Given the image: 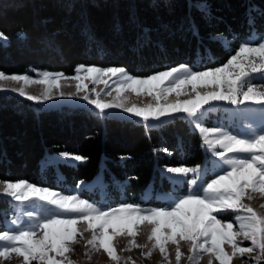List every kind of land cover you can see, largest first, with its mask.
Returning a JSON list of instances; mask_svg holds the SVG:
<instances>
[{"label": "trees", "instance_id": "1", "mask_svg": "<svg viewBox=\"0 0 264 264\" xmlns=\"http://www.w3.org/2000/svg\"><path fill=\"white\" fill-rule=\"evenodd\" d=\"M0 33L6 73H73L79 64L123 66L141 76L179 64L199 70L264 37V0H0ZM59 151L86 159L50 162ZM205 157L201 134L181 115L146 126L0 91L2 179L70 194L83 182L81 195L105 207L162 205L158 195L174 189L162 169Z\"/></svg>", "mask_w": 264, "mask_h": 264}, {"label": "snow or ice", "instance_id": "2", "mask_svg": "<svg viewBox=\"0 0 264 264\" xmlns=\"http://www.w3.org/2000/svg\"><path fill=\"white\" fill-rule=\"evenodd\" d=\"M0 39H6L5 34L0 33ZM74 73L66 76L63 72L43 71L32 77L0 71V82L21 83V87L11 89L0 83V90L15 91L29 100L42 102L51 99L53 89L60 90L62 82L75 81V92L60 90L59 96H80L102 115L110 109H120L146 122L178 114L196 119L214 101L234 106L248 101L264 104V84L252 82L254 75L264 79V37L258 42H243L226 62L201 71L180 64L140 76L123 67L81 64ZM33 84L43 86L41 94L26 91ZM89 84L93 87L89 88ZM99 84L104 88L97 91L95 85ZM102 93L111 99H103ZM129 93L151 97V102L132 103ZM173 95L175 98L170 99ZM195 126L226 167L206 184H198L194 177L188 181L187 193L166 207L145 208L133 203L104 207L79 194L66 195L27 180H0V194L10 196L21 206L41 202L39 208L23 213L26 221L13 220L15 228L0 230V264L13 259L19 264H78L70 254L81 239L85 241V256L89 259L90 251L102 250L113 264H121L122 260L124 264L129 261L135 264L132 257L118 253L116 244L121 238L127 239L121 252L141 249L145 250L141 255L150 258L158 250L163 258L161 264H173L170 246L175 249V264H181L182 243L188 245L189 264H198L204 254L209 256L208 264H213V260L232 264L237 255L245 254L260 264L264 261V203L257 208L252 202L257 194L264 200V128L240 136L199 122ZM59 155L67 160L86 159L67 152ZM199 170V166L166 169L183 176ZM225 211L236 213L235 223L232 219L218 218ZM145 230L146 241L139 243L137 237ZM85 233H91L90 238ZM245 241L249 246H243Z\"/></svg>", "mask_w": 264, "mask_h": 264}, {"label": "rangeland", "instance_id": "3", "mask_svg": "<svg viewBox=\"0 0 264 264\" xmlns=\"http://www.w3.org/2000/svg\"><path fill=\"white\" fill-rule=\"evenodd\" d=\"M257 37H252L250 41L253 42H258L259 40H256ZM235 54V53H234ZM81 65V64H79ZM86 65V64H83ZM180 65V64H179ZM188 65V64H187ZM86 66H92V65H86ZM101 68H106V67H123V66H99L95 65ZM178 66V65H176ZM220 66V65H219ZM175 67V66H173ZM189 67L192 68L194 71H201L205 70L204 69H194L191 65ZM218 67V66H215ZM125 68L130 74H133L130 72L126 67ZM208 68H213V67H208ZM168 69V68H167ZM166 70V69H164ZM1 71V70H0ZM43 71H48L50 73H57V72H63V71H52L48 69H43V68H30L27 71L24 72H16V73H6V74H27L32 77H36L38 72H43ZM66 76H72L75 73H66L63 72ZM135 75V74H133ZM141 76V75H140ZM146 76V75H142ZM253 83L256 84H264V79H261L258 75H254L252 79ZM5 85L6 88H19L21 87V83H17L14 81H3L0 82ZM62 88L60 90L64 92H75V81H64L62 82ZM93 87L92 84H89V88ZM97 91L100 89L104 88L103 84L95 85ZM53 89V96L51 99L47 101H42V102H35L37 104H40L41 106H47V107H53V106H77V105H82L87 107L93 112H96L98 114L99 111L94 108V106L88 104L86 101L82 100L80 96L76 97H68L64 96L61 97L59 96V91ZM1 92L8 93V94H14L17 96H20L24 99H27L25 96L19 95L15 91H5V90H0ZM26 91L32 95H39L43 91V86L38 85V84H33L29 86ZM190 91V89H188ZM82 95V94H81ZM114 95V93H113ZM129 99L130 102L132 103H137L140 105L146 104L151 102V97H148L146 95H141L137 97L136 95L129 93ZM102 98L103 99H111V97L104 96L102 93ZM173 97H170V99H174ZM29 100V99H28ZM103 118L106 116H112V117H119V118H126V119H133L136 122L143 123L146 126H159L163 122H167L170 119H173L176 115L174 116H167L161 120H153L150 119L149 121H144L140 117H136L134 115H130L123 110L120 109H110L108 110V113L105 115L100 114ZM181 116L186 117L189 122L191 123L192 127L199 132V130L196 128V123L199 122L203 126L208 127V128H213V127H219V128H224L233 134L240 135V136H248L250 135L253 131H258L262 128H264V104L261 103H256L252 101L245 102L244 104H241L239 106H234L228 102L225 101H214L211 104L205 106V110L203 113L196 119H190L184 114H178ZM200 133V132H199ZM201 134V133H200ZM202 136V134H201ZM203 140V145L205 149V161L200 164V165H195V166H186V165H179V166H170V167H164L162 171L171 179L173 183L174 189L170 191H165L159 194V198H162L165 203L162 205H158L157 203L154 204H140L145 208L148 207H166L169 206L176 198H178L181 195H184L187 193L189 184L188 181L196 177L198 179V184H206L208 181L214 178L215 175L220 174L222 169L226 167L223 165L222 161H220L211 151V149L208 148V146L205 144L204 139ZM63 153V151L55 152L53 154H50L49 156V161L54 162L55 164L58 165V162L61 160H67L63 157H61L59 154ZM69 153V152H67ZM73 154V153H70ZM74 160V159H73ZM196 167L199 166L200 170L198 173L193 174L190 173L187 176L183 175H177L170 173L166 171L167 168L171 167ZM0 180H4L0 178ZM8 180V179H7ZM21 180V179H20ZM25 180V179H23ZM11 181H17V180H11ZM28 181V180H27ZM30 182V181H29ZM32 183V182H30ZM36 184V183H34ZM38 186H42L37 184ZM82 185L80 186V189L72 194H79L83 199L96 202L102 206H104L102 200H95V199H88L85 198L81 195V188ZM42 187H47V186H42ZM51 188V187H47ZM56 191L61 192L59 189L52 188ZM63 193V192H62ZM66 195H71L70 193H64ZM254 207L259 208V206L264 203V200H262L259 197V194H257L256 199L252 202ZM41 206V202L37 201L35 204L32 205H25L21 206L17 201L12 199L10 196L2 195L0 194V209L2 211L3 216H0V230H8V229H13L16 226L12 223L13 220L16 219H23L27 220V217L23 215L24 212L27 211H33ZM117 206V205H115ZM115 206H110V207H115ZM105 207V206H104ZM236 213L233 211H225L219 214L218 218L221 220H228L232 219L234 221ZM146 233L147 230H145L144 234H141L137 237V240L139 243H144L146 241ZM91 233H85L86 237L90 238ZM127 246V239L126 238H121L118 240L116 247L118 250V253L122 257H132V259L135 261V264H161L163 258L161 254L159 253L158 250L154 251L151 255L150 258H145L144 256L141 255L142 251L141 249H133L131 251H120L121 249H124ZM243 246L247 247L249 246V242L245 241ZM182 251L184 252V257H182L181 264H189V261L187 260V256L189 255L188 253V245L187 244H181ZM226 250L231 252V248L229 246H226ZM85 241L83 239L80 240L78 244L74 246V252L71 253V259L74 261L78 262V264H113V261L110 260V258L104 253L102 250L99 252L96 251H90V259L85 256ZM170 251V258L175 264V249L174 246H170L169 248ZM252 256L255 255V253L251 254ZM208 259L209 256L208 254H204L201 259H199L198 264H208ZM5 264H19V262L15 259H13L10 262H5ZM121 264H124L123 260L121 261ZM128 264H131V261L128 262ZM213 264H218L215 260H213ZM232 264H256V262L248 255L245 254V256L241 257L237 255L233 260ZM260 264H264V261H261Z\"/></svg>", "mask_w": 264, "mask_h": 264}]
</instances>
